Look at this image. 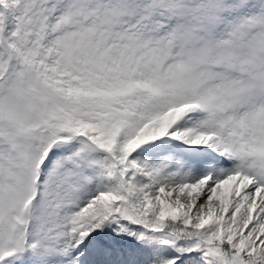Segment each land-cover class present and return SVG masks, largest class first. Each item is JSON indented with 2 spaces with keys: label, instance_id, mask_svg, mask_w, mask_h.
<instances>
[{
  "label": "snow or ice",
  "instance_id": "1",
  "mask_svg": "<svg viewBox=\"0 0 264 264\" xmlns=\"http://www.w3.org/2000/svg\"><path fill=\"white\" fill-rule=\"evenodd\" d=\"M0 264H264V0H0Z\"/></svg>",
  "mask_w": 264,
  "mask_h": 264
}]
</instances>
